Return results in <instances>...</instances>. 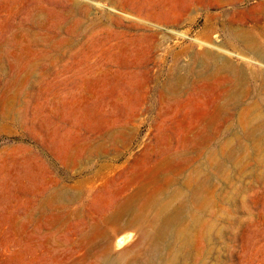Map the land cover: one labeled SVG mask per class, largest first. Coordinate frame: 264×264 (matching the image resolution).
<instances>
[{"label": "rangeland", "instance_id": "374dc122", "mask_svg": "<svg viewBox=\"0 0 264 264\" xmlns=\"http://www.w3.org/2000/svg\"><path fill=\"white\" fill-rule=\"evenodd\" d=\"M0 264H264V0H0Z\"/></svg>", "mask_w": 264, "mask_h": 264}]
</instances>
